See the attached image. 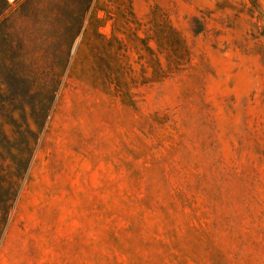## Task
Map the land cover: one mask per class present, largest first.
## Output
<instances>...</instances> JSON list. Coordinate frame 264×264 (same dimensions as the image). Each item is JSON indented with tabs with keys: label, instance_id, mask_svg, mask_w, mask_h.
Here are the masks:
<instances>
[{
	"label": "rangeland",
	"instance_id": "1",
	"mask_svg": "<svg viewBox=\"0 0 264 264\" xmlns=\"http://www.w3.org/2000/svg\"><path fill=\"white\" fill-rule=\"evenodd\" d=\"M0 264H264V0H0Z\"/></svg>",
	"mask_w": 264,
	"mask_h": 264
},
{
	"label": "built area",
	"instance_id": "2",
	"mask_svg": "<svg viewBox=\"0 0 264 264\" xmlns=\"http://www.w3.org/2000/svg\"><path fill=\"white\" fill-rule=\"evenodd\" d=\"M6 3H8V4H12V3H15V2H17V1H19V0H4Z\"/></svg>",
	"mask_w": 264,
	"mask_h": 264
}]
</instances>
